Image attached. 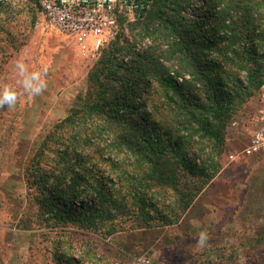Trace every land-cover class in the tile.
I'll use <instances>...</instances> for the list:
<instances>
[{"label":"trees","instance_id":"1","mask_svg":"<svg viewBox=\"0 0 264 264\" xmlns=\"http://www.w3.org/2000/svg\"><path fill=\"white\" fill-rule=\"evenodd\" d=\"M263 27L264 0H153L144 28L151 42L127 46L126 61L121 46L106 48L89 73L91 89L78 96L80 107L55 125L59 135L42 140L29 159L24 177L36 191L32 222L50 220L52 228H91L108 236L122 227L119 215L148 225L153 215L170 222L162 208L173 217L184 212L219 168L211 157L220 152L231 117L229 82L238 84V69L246 71L250 89L257 91L262 80L257 58L264 54L257 55L256 40ZM221 60L235 70H225ZM157 98L169 111L162 128L152 120ZM57 140L64 146L51 152ZM112 157L129 159L131 171L116 182L125 192L114 194L105 185L111 180L103 167L116 165ZM88 193V203L78 202ZM156 194L171 204L159 206Z\"/></svg>","mask_w":264,"mask_h":264},{"label":"rangeland","instance_id":"2","mask_svg":"<svg viewBox=\"0 0 264 264\" xmlns=\"http://www.w3.org/2000/svg\"><path fill=\"white\" fill-rule=\"evenodd\" d=\"M146 22L147 11L122 15L113 38L98 56L86 58L74 50L73 38L47 24L35 0H19L0 9V82L15 83L18 57H24L33 68L49 66L48 86L42 95L33 99L22 96L14 109L0 107V264H133L141 255L151 264H264V156L233 161L227 157L247 143L258 109L257 91L248 87L243 69L235 72L238 84L229 82L233 108L220 152L211 157L205 149L202 157L217 160L219 168L206 177L202 190L184 212L179 209L173 217L166 207L161 209L169 223L153 215L148 225L144 221L135 224L119 215L116 219L122 227L104 236L91 228H52L50 220L32 222L37 205L31 200L36 191L28 188L24 177V169L32 163L29 159L42 140L59 135L61 130L55 125L80 105L78 96L91 89L89 73L106 48L113 43L121 46L126 61L127 46L139 48L151 42L152 35L144 30ZM259 38L257 55L264 54V27ZM257 63L264 68V56H259ZM220 65L235 70L222 60ZM162 102L157 98V109L151 111L158 128L164 123L163 115L169 113ZM63 146L57 140L51 152ZM125 158L114 157L116 165L103 167L111 180L105 185L114 194L125 192L116 185L117 176L131 171ZM39 160L41 166L47 162ZM155 199L159 206L171 204L164 195L156 194ZM90 200L88 193L78 202ZM201 230L210 236L203 250L195 243ZM86 236L92 241L84 239Z\"/></svg>","mask_w":264,"mask_h":264},{"label":"built area","instance_id":"3","mask_svg":"<svg viewBox=\"0 0 264 264\" xmlns=\"http://www.w3.org/2000/svg\"><path fill=\"white\" fill-rule=\"evenodd\" d=\"M19 0H0L9 6ZM153 0H37L49 26L74 40V50L86 58H96L111 40L118 19L128 13L146 12ZM258 109L252 118L253 130L247 143L231 151L229 161L264 156V75L257 88ZM259 134V136H258Z\"/></svg>","mask_w":264,"mask_h":264},{"label":"clouds","instance_id":"4","mask_svg":"<svg viewBox=\"0 0 264 264\" xmlns=\"http://www.w3.org/2000/svg\"><path fill=\"white\" fill-rule=\"evenodd\" d=\"M14 70L15 83L0 82V107L7 106L9 109H14L22 96L33 99L42 95L47 89L48 65L33 68L24 57H18ZM195 226L199 227V224ZM209 242V233L205 230L199 231L195 238L196 246L203 250ZM133 264H151V262L146 256L141 255L133 259Z\"/></svg>","mask_w":264,"mask_h":264}]
</instances>
